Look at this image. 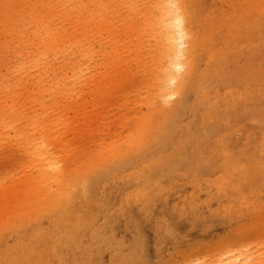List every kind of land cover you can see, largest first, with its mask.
Here are the masks:
<instances>
[{
    "label": "bare ground",
    "instance_id": "1",
    "mask_svg": "<svg viewBox=\"0 0 264 264\" xmlns=\"http://www.w3.org/2000/svg\"><path fill=\"white\" fill-rule=\"evenodd\" d=\"M0 3V36L12 41L10 60H21L7 70L11 83L0 75V142L13 125V139L30 154L33 168L30 179L19 180L21 194L12 193L23 211L0 217V264H141V258L130 259L131 241L115 233L118 216L125 230L133 228L130 207L155 242L171 238L176 221L192 229L205 209L239 219L264 211V0ZM119 5L125 8L116 10ZM42 61L48 78L31 71ZM122 63L129 72L141 67L135 74L146 86L133 92L132 101L126 98L132 105L120 106L121 131L95 157L85 158L87 164L65 161L68 153L54 147L63 140L66 104L81 86H98L99 66L111 71ZM107 78L109 88L115 80L110 73ZM160 196L173 197V207L152 217ZM86 208L92 214H81ZM133 240L142 244L138 232ZM241 249L226 248L221 264H248L255 255Z\"/></svg>",
    "mask_w": 264,
    "mask_h": 264
},
{
    "label": "rangeland",
    "instance_id": "2",
    "mask_svg": "<svg viewBox=\"0 0 264 264\" xmlns=\"http://www.w3.org/2000/svg\"><path fill=\"white\" fill-rule=\"evenodd\" d=\"M4 1H5L6 5H9V0H4ZM1 5H2V3H0V8H2ZM122 6L123 5L117 6L116 10L121 11L123 9V7L125 8V6H123V7ZM105 23H106V21H105ZM111 30L113 33H114V31H116V34H117V32L120 31L118 26H114ZM120 33H118V34H120ZM103 36H105V35H103ZM91 37L92 36L90 35V33H88L87 42H89ZM8 38H9V36L8 37H5L3 35L0 36V44H1L0 45V51H1L2 47H7L4 57H3V55L0 56V75L6 74V77H7L6 82L11 83L13 81L14 76H13V73H11V72L7 73V70L11 64H13V66H14L17 63V65H18L21 60L18 61L17 59H15L13 62H12V60H10V58H12V57L8 56L9 51H7V50L11 49V45H13V44H11L12 41H9ZM123 38H124V36L122 37V39ZM123 51H124L123 49H118V53H122ZM48 53H49L48 54V56H49L51 52H48ZM123 56H122V59H123L122 61L125 60L124 63H126V61L128 60V58H127L128 56L127 55H123ZM44 63L45 62L42 61L38 64L37 68H34V69L32 68L31 69V71L33 70L32 73H34L35 71H39L41 74H44V77L48 78L49 74H47L48 72H46L44 70ZM127 64H130V63H126V65ZM126 65H124L122 63V64L116 66V68H114L115 71L113 69H111V71H110L107 65H106L107 67L106 66L105 67L99 66L96 70V74L98 75V79H96V80L99 81V83H98L99 87L98 86L95 88L91 87V86L89 87V84H87V85L85 84V85L81 86L79 88L80 90L78 89L79 91L77 90L76 91L77 93H75V95L71 99L72 101L74 99L73 103L71 100H69L68 104H66L67 106L65 107L64 118L66 119L67 123L63 127L64 130L62 128L61 135H60L61 139H63V140H61V144H56L54 147L55 149L62 151L61 153H63V155H66L68 153V156H65V158H64L65 161H68L71 158H73L74 163L77 165H80L81 163L84 165L87 164L88 161H84V160H86V159L91 160L93 157H95L98 154V152L101 150L100 148H102L101 147L102 143H104L108 140L114 139L117 136V134L121 131L123 118L121 115L122 107H120V106H123L126 102H128L130 105H132V102L130 103L126 98L129 96L130 100L132 101V99L134 97L133 92L135 93L137 90L141 91L143 89V87L145 88V86H146L145 81L142 80L143 79L142 76L141 75L137 76L135 74V71H139L142 68L137 67V68H134L133 70H130L131 72H129L126 69ZM141 65H143V64H141ZM124 70H125V72H124ZM132 71H134V72H132ZM55 72H57V70H55ZM107 73H110L114 77V80H115L114 81L115 84L111 85L109 88H108L109 80L107 78ZM134 76H135V78H134ZM139 76H141V77L139 78ZM124 78H125V80H124ZM100 79L101 80L103 79V80L101 81ZM140 79H141V81H140ZM136 81H137V85H136ZM27 82H28V84H30L31 79H28ZM22 89H20V96L23 95V92H24V89L23 90ZM129 89H133V90H129ZM102 90H103V93H102ZM31 91H33L32 87H28L27 93L30 94ZM76 95H77V97H76ZM27 98H28V96H27ZM3 99L4 98L1 96V93H0V102H3L2 101ZM96 99H99V100H96ZM122 99H124V100L121 101ZM7 100H8V101H6L7 104H12L11 103L13 101L12 99L9 98ZM84 102H86V103H84ZM90 102H92V103H90ZM83 103H84V105H83ZM26 104H29V103H26ZM79 104H80V106H79ZM81 104L83 105V108H82ZM68 105H70L71 107ZM69 107H70V109H69ZM95 108H96V110H95ZM138 110L144 112L145 108L142 106ZM74 113L76 115H74ZM20 122L21 121L18 120L17 125H20ZM22 123H23V121H22ZM84 124L88 126L87 127L88 129L85 128L86 126H84ZM80 125L81 126L83 125L82 126L83 128H81ZM15 126H16V124H15ZM13 129H14L13 125H12V128H8L7 132L10 131L9 132L10 137L7 138V140L0 142V183L2 182V186L0 187V197H4V196L8 197V198L5 197V202L7 205H6V207H4V209H5L4 212H6V214L4 213L5 214L4 215L3 212H0V215L2 213V215L0 217H4V218H7L6 215L8 216V215H11L14 213H15V215H13V216H16V215L18 216L23 211V210H21V204H22L21 202H19L20 203V209H19V203L18 202L16 203L17 206L15 205V203L12 202L13 201L12 193H14V191L17 192V190H18L19 191L18 193L21 194L23 188L22 187L20 188V186L21 185L23 186V184H22V181H19V180L20 179L21 180L28 179V177L30 179L31 171L33 170L32 163H30V161H29L30 154L26 153V151H24V149H23L24 147H21L20 144L18 145V143L15 142L13 139ZM25 129L28 131L30 129L29 125H26ZM76 130H78V131H76ZM74 132H75V134L77 132L78 135L77 134H76L77 136L72 135V134H74ZM90 132H91V134L88 135V133H90ZM69 134H71V135H69ZM100 135L103 137V139ZM67 137H68V139H67ZM77 137H79L80 139ZM86 139H88V140H86ZM101 139L103 142L101 141ZM71 141H73V142H71ZM74 141H76V142H74ZM63 143L65 146H63ZM75 145H79V146H75ZM64 147H65V149H64ZM94 151L97 153L95 154ZM64 152H66V153H64ZM76 153L79 155H77ZM80 155H81V157H80ZM79 158L80 159L82 158L81 161L82 160L83 161L81 162ZM23 170H24V172H23ZM27 172L28 173L30 172L28 174V176H27ZM1 178H3V179H1ZM4 182H5V184H4ZM12 184H13V186H12ZM11 186H12V188H11ZM13 189H16V190H13ZM186 189L184 190L185 194H188L191 192L190 188H188V190H186ZM45 193H47V191H45ZM201 195L205 196L206 192H203ZM49 197H46L45 199H47ZM162 197H164V196H160V197L155 198L153 209L151 210V216L152 217H154V215L159 214L158 212H161L162 209L166 206L173 207V204H174L173 197L170 199H167V200L162 199ZM0 201H3V200L0 199ZM13 204L15 205V208H14ZM12 205H13V208H12ZM7 207H8V209H7ZM6 209H7V211L10 210V213L7 212ZM22 209H24L23 206H22ZM15 210H16V212L19 211V213L14 212ZM12 211L14 213H11ZM134 211H135L134 207L129 208L128 215L130 217L135 218V220L132 223L133 228H131L130 231L125 230L123 228L122 224L124 222V219L122 216H118L116 219L113 220V222H115V225H116V232H115L116 235L118 237H121V239L125 240V242L127 240L131 241V242L127 241V242H130L129 243L130 244V253H129L130 259L138 260L141 258L143 260V262L141 264H221L222 260L225 262V256L226 255H223L224 256L223 259H221V257H222V254L226 248H231L233 250H235L237 248H242L241 252L244 255L245 254L249 255L248 251H250V253L252 255L254 254L255 256H252L250 254L252 256V257L250 256L252 259L248 258L249 261L247 259L248 264H250L249 263L250 260H252L251 264H264V211L259 212V213H255L254 215H251V217L250 216L245 217V219H241V218L239 219L236 217H221V215L210 214V212H208V210L205 209V214L202 215V218L199 217L200 215L195 214L196 217H198V218H195L194 220L197 222H201V223H197L198 225L196 224L192 229H190L188 227H181L180 221L184 222V220L176 221V224H174V229H175L174 235L169 239L165 238L163 236L164 239L161 241H158V242L154 241L153 233H152L149 225L145 222L138 220L137 217L133 214ZM90 213H91L90 209L86 208L84 211H82L81 214H88L89 215ZM165 214H166L169 221L175 220L173 218L175 215H171L170 213H168V211H166ZM252 218H254V219H252ZM246 219H248V220H246ZM228 220H230L232 222H230ZM259 220H260V222H259ZM238 224L243 225V227H241V225H239L240 226L239 227ZM252 224H253V226H252ZM241 230H243V231H241ZM136 231L138 232V236H139V238L141 240L140 242H142V244H139L133 240L137 235ZM235 231L237 233H235ZM241 235L243 237H241ZM240 244L242 245V247ZM252 248H254V249H252ZM113 254H114L113 249L106 252L107 257H105V260H107V258L112 256ZM228 255L230 256V255H235V254L231 253ZM127 264H133V263H127Z\"/></svg>",
    "mask_w": 264,
    "mask_h": 264
}]
</instances>
